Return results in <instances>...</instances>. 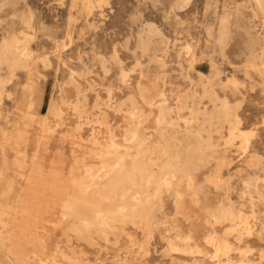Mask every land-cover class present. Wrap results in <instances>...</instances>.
<instances>
[{
  "label": "rangeland",
  "instance_id": "obj_1",
  "mask_svg": "<svg viewBox=\"0 0 264 264\" xmlns=\"http://www.w3.org/2000/svg\"><path fill=\"white\" fill-rule=\"evenodd\" d=\"M0 264H264V0H0Z\"/></svg>",
  "mask_w": 264,
  "mask_h": 264
},
{
  "label": "bare ground",
  "instance_id": "obj_2",
  "mask_svg": "<svg viewBox=\"0 0 264 264\" xmlns=\"http://www.w3.org/2000/svg\"><path fill=\"white\" fill-rule=\"evenodd\" d=\"M224 22V21H223ZM225 23V22H224ZM29 28V27H28ZM219 28V27H218ZM222 37V36H221ZM223 38V37H222ZM13 39V38H12ZM224 39V38H223ZM222 39V40H223ZM220 42V41H219ZM222 42V41H221ZM11 49V48H10ZM186 50H188V49H186ZM30 51V50H29ZM186 53V52H185ZM45 60V59H44ZM26 71V70H25ZM141 76V75H140ZM72 78V77H71ZM145 88V87H144ZM85 94V93H84ZM97 96V95H96ZM48 112V111H47ZM130 115V114H129ZM10 119V118H9ZM157 120V119H156ZM3 122V121H2ZM158 125V124H157ZM190 132V131H189ZM188 132V133H189ZM135 136V135H134ZM230 136V135H229ZM240 136V135H239ZM235 137V136H234ZM136 138V136L133 138V139H135ZM133 141V140H132ZM129 142H131V141H129ZM248 142V141H247ZM232 145V144H231ZM229 146V145H228ZM242 147V146H241ZM241 147H240V149H241ZM137 149V148H136ZM199 149V148H198ZM242 149H244V148H242ZM239 150V149H238ZM241 151V150H240ZM180 156V155H179ZM197 158V157H196ZM196 160V159H195ZM135 162V161H134ZM133 162V163H134ZM171 164V163H170ZM117 165V164H116ZM208 165V164H207ZM185 166V165H184ZM132 167V166H131ZM116 168V167H115ZM125 168V167H124ZM134 168V167H133ZM135 169V168H134ZM134 169H132V170H134ZM112 170V169H111ZM120 170H122V168L120 169ZM141 170V169H140ZM109 171H110V169H109ZM168 171V170H167ZM111 172H113V171H111ZM127 172V171H126ZM132 172V171H131ZM134 172V171H133ZM141 172V171H140ZM119 173V172H118ZM117 173V174H118ZM164 174V173H163ZM134 175V174H133ZM139 175V174H138ZM115 176V175H114ZM119 176V175H118ZM187 176V175H186ZM120 177H121V175H120ZM122 177H123V175H122ZM121 177V178H122ZM124 178V177H123ZM125 178H126V176H125ZM120 180V179H119ZM122 181V180H121ZM127 182V181H126ZM148 183V182H147ZM161 184V183H160ZM72 187H75V188H77V182H73L72 183ZM90 187V186H89ZM95 187V186H94ZM133 187H135L134 185H133ZM96 188V187H95ZM93 189V188H92ZM137 190V189H136ZM93 192V191H92ZM69 193V192H68ZM98 193V192H97ZM132 193V192H131ZM130 193V194H131ZM72 194H74V193H72ZM129 195V194H128ZM134 195V194H133ZM137 194H135V196H136ZM73 196V195H72ZM127 196V195H126ZM74 197V196H73ZM133 197V196H132ZM18 198V197H17ZM75 198V197H74ZM77 198V197H76ZM127 198V197H126ZM130 198V197H129ZM80 199V198H79ZM120 199V198H119ZM73 200V199H72ZM128 200V199H127ZM130 200V199H129ZM74 201V200H73ZM123 201H125V200H123ZM122 201V202H123ZM182 201V200H181ZM99 202H101V201H99ZM160 202V201H159ZM69 203V202H68ZM110 203V202H109ZM115 203H118V202H115ZM131 203V202H130ZM105 204V203H104ZM107 204H108V202H107ZM114 204V203H113ZM120 204V203H119ZM125 204V206L127 207V205H126V203H124ZM135 204V203H134ZM67 205V204H66ZM70 205V204H69ZM99 205V204H98ZM116 205V204H115ZM114 205V206H115ZM94 206H95V204H94ZM100 206H101V204H100ZM110 206V205H109ZM118 206V205H117ZM120 206V205H119ZM125 206H124V208H125ZM104 207H105V205H104ZM112 207V206H111ZM116 207V206H115ZM121 207V206H120ZM134 207H135V205H134ZM138 207V206H137ZM93 208V207H92ZM100 208V207H99ZM121 208H123V207H121ZM97 209V208H96ZM128 209V208H127ZM133 209H135V208H133ZM93 210H95V209H93ZM108 211V210H107ZM114 211H115V209H113V213H114ZM118 211V210H117ZM136 210H134L133 212H135ZM140 211V210H139ZM109 212V211H108ZM99 213V212H98ZM122 213H124V212H122ZM122 213L120 212V214L122 215ZM130 213V212H129ZM118 214V213H117ZM119 214V215H120ZM94 215V214H93ZM100 216V215H99ZM124 216V215H123ZM101 217V216H100ZM134 218V217H133ZM104 219V218H103ZM106 219V218H105ZM104 219V220H105ZM97 220V219H96ZM99 220V219H98ZM100 221H101V219H100ZM89 223V222H88ZM113 223V222H112ZM103 224V223H102ZM106 224V223H105ZM87 226V225H86ZM100 227H101V225H100ZM105 227V226H104ZM85 229H86V227H84ZM106 228V227H105ZM78 233H80L79 231H78ZM77 235V234H76ZM80 257V256H79ZM77 262V261H76Z\"/></svg>",
  "mask_w": 264,
  "mask_h": 264
}]
</instances>
